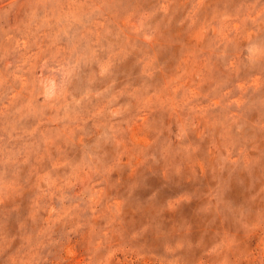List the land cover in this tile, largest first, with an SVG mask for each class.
<instances>
[{"label":"rangeland","instance_id":"1","mask_svg":"<svg viewBox=\"0 0 264 264\" xmlns=\"http://www.w3.org/2000/svg\"><path fill=\"white\" fill-rule=\"evenodd\" d=\"M0 264H264V0H0Z\"/></svg>","mask_w":264,"mask_h":264}]
</instances>
